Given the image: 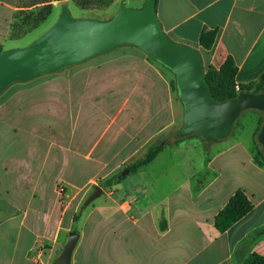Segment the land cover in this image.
Wrapping results in <instances>:
<instances>
[{
	"label": "crops",
	"instance_id": "1",
	"mask_svg": "<svg viewBox=\"0 0 264 264\" xmlns=\"http://www.w3.org/2000/svg\"><path fill=\"white\" fill-rule=\"evenodd\" d=\"M16 3L0 0V44L9 39ZM156 14L172 40L199 53L203 73L209 68L219 70L231 56L236 64V85L258 84L264 73V0H156ZM203 29L215 30L209 49L199 43ZM151 59L142 51L136 57H126L125 65H120L123 61L118 64L127 75L150 74L153 84L154 79L160 81L162 73ZM149 83L145 80L144 91L152 96L150 105L157 101V108L148 119L156 122L146 137L142 132L147 122H106L99 132L98 122H87L79 132L72 131L68 139L58 129L47 136H32L30 142H47L43 157L29 151V162L15 163L13 157L0 155V264H55L64 244L63 232L69 230L64 227L67 207L76 196L67 193L89 186L98 172L109 178L120 174V169L132 164L146 143L160 134L166 135L163 147L151 161L123 175L121 182L100 186L104 196L90 213L97 211L104 221V232L96 224L89 232V244L78 246L84 236L80 230L70 264H242L248 254L264 256V161L255 143L244 145L236 138L226 150L187 151V147L200 143L207 147L200 136L192 134L184 137L190 142L182 139L165 144L172 137L174 122H179L178 100L174 96L171 102L168 86ZM127 84L128 80H122L119 87ZM162 92L168 98L163 105ZM127 100H123V106ZM80 107L79 101L78 115ZM259 119L260 114L253 134ZM108 131V145L122 135L127 140L115 156L124 153L106 171L109 164L102 159L109 146L94 153ZM86 140L89 146L83 152L80 144ZM71 141L76 147L66 148ZM67 150L72 156L66 159ZM80 157L94 170L77 181ZM158 162L160 167L150 168ZM129 174L131 179L126 181ZM64 187L67 192L61 193ZM238 189L245 192L252 209L228 229L219 231L214 216ZM11 191L12 201L1 198ZM6 206L8 209L2 210ZM79 212L77 220L81 219Z\"/></svg>",
	"mask_w": 264,
	"mask_h": 264
},
{
	"label": "rangeland",
	"instance_id": "2",
	"mask_svg": "<svg viewBox=\"0 0 264 264\" xmlns=\"http://www.w3.org/2000/svg\"><path fill=\"white\" fill-rule=\"evenodd\" d=\"M142 1L143 0H95L90 8L80 9L72 0H53L51 2L53 5L51 14L45 21L28 33L18 36V38H12L10 36L9 39L2 41L1 47H3V49L23 47L35 40L56 22L63 5L68 7L72 17L75 19L97 18L106 20L111 18L120 6L124 5L126 7L139 8L143 3ZM25 2H27V0ZM21 9L22 5L18 4L14 14L17 15ZM141 52L142 50L140 48L138 49L135 45H121L110 52L96 55L82 63L62 67L59 70L42 74L26 82L15 81L11 83L0 93V155L13 157L15 163H20L21 161L29 162V151H32L37 157H43L48 145L47 142L41 139L36 143L30 142L32 136L35 134L47 136L50 135L49 132L51 130L58 129L64 132L68 139L72 131L79 132L87 122H98L97 126H100L98 132L106 122H147V127L144 132H142L143 137H146L149 131L155 126L156 121H150L148 119L154 112L153 110H156L157 101L153 99V105H150L152 96L150 93L146 94L144 91V86H146L145 80L146 82H150L148 84L149 86L153 84L163 88H167L168 86L171 92V102H174V96L175 99L178 100L179 122H174V126L170 132V136L173 135L183 124V107L177 96L174 74L153 58L151 59L153 64L158 67L162 73L160 81L154 79L153 84L149 79L151 76L150 74H145L142 77L139 73L132 72L127 75L120 71V65L126 64L124 63L126 57H136V55ZM102 60L103 62H101ZM105 60L108 61V63H105ZM118 61H123V63L119 65ZM122 80H128V84L125 86L127 87L126 89L125 87H119V83ZM163 88L162 90L165 91ZM161 97V105H163L165 101L168 102V98H164L163 92ZM126 99L128 100L123 106V100ZM79 101L81 103V107L79 108L80 115L77 114ZM259 114V122H261L264 115L260 111L256 109H245L236 118L228 136L221 139H212L210 141L204 140L203 142L207 144L205 145L207 147H202L203 143L199 142V145L187 147L185 150L196 152L226 150L228 147L235 144L236 138L243 142L244 145H248L251 142L255 143L253 132L257 126ZM12 122L15 124L14 128L12 127ZM79 124H82V126L79 127ZM110 132L111 131H108L107 134L102 136L94 153V155L101 153L106 148L108 149L109 146V149L105 150V158L102 159L103 162L109 164L106 171L110 169L116 159H119L124 153L115 156V153L121 152L123 147L122 144L127 140L126 136L122 135L116 142L108 145L107 141ZM165 136L164 134H160L155 136L152 140H149L145 147L139 151L136 158L142 157L146 148L151 143L163 141ZM184 140L185 142H190L189 137ZM65 145L66 148H73L76 147L77 144L71 141L69 144ZM80 146L84 152V150L88 148L89 143L86 140L84 143L80 144ZM68 150L65 151L66 159L72 156L70 155L71 151ZM166 150L171 149L167 148ZM41 160L42 159H39L38 162ZM9 162H12V160ZM79 162L80 171L76 179L77 181H82L87 175L92 173L94 167L85 163L82 157H80ZM153 166L160 167L161 164H159V162L155 163L151 165L150 168ZM124 169L125 167L120 169V174L116 175L117 178L123 177L121 172ZM130 174L126 181L131 179ZM109 177L110 176H106L104 172H98L93 176L89 186L78 191L76 189V192L71 191L67 193L70 197H72L74 193H76V196L74 199L66 197L67 201L70 199V204L67 207L64 227L65 229L68 228L69 230L77 232L80 230L84 231V236L78 242V246H86L89 244L91 241L89 232L94 229L96 224L100 226L98 230L104 232L105 224L104 221L99 218L97 211H92L90 213L94 204L100 198H103L104 194H101L87 205H84V201L89 191L93 189L94 186L102 185L103 187H108L109 184H105V182ZM122 180L123 179H115L112 182H121ZM6 184L7 183H1V186H5ZM60 187L61 184L58 185V188ZM60 192L66 193V188L64 187L63 191L60 189ZM1 198H9L12 201V191ZM75 208H77V211L80 210V220H77L78 215H76L77 211H74ZM4 209H8L7 206L2 208V210ZM20 209L23 211L25 208ZM67 233L66 231L63 232L64 242Z\"/></svg>",
	"mask_w": 264,
	"mask_h": 264
},
{
	"label": "water",
	"instance_id": "3",
	"mask_svg": "<svg viewBox=\"0 0 264 264\" xmlns=\"http://www.w3.org/2000/svg\"><path fill=\"white\" fill-rule=\"evenodd\" d=\"M126 44L137 46L174 74L183 107V124L175 132L177 136L197 133L205 141L221 139L230 134L243 110L264 112V92L243 91L221 102L214 99L199 53L165 33L157 18L156 0H144L139 8L122 5L106 20L75 19L63 5L56 22L35 40L23 47L0 50V93L15 81L26 82ZM257 141L264 147V119ZM128 172L125 168L121 175ZM102 193V188L95 186L84 205ZM78 238L77 231H68L55 264H70Z\"/></svg>",
	"mask_w": 264,
	"mask_h": 264
},
{
	"label": "trees",
	"instance_id": "4",
	"mask_svg": "<svg viewBox=\"0 0 264 264\" xmlns=\"http://www.w3.org/2000/svg\"><path fill=\"white\" fill-rule=\"evenodd\" d=\"M17 0L18 4L22 5V9L17 15L13 14L12 22L10 24L9 37L18 38L23 34L28 33L30 30L36 28L40 23L45 21L52 11L53 0ZM76 6L80 9H88L95 0H72ZM31 9V10H29ZM16 11V10H15ZM215 30L203 29L199 35V43L205 49H209L214 41ZM0 50H3L1 47ZM236 73V64L231 56H228L222 67L219 70L213 68L207 69L203 74L204 78L210 86L211 93L216 101H225L230 98H234L238 93L247 92H264V73L261 75L257 85L252 84H237L235 83L234 76ZM176 88V87H175ZM260 111V110H258ZM263 115L264 112L260 111ZM264 117L262 118L256 132L254 133L255 145L264 161V147L257 141V134L261 128ZM236 121V120H235ZM235 123V122H234ZM234 125V124H233ZM200 136L197 133H192ZM189 134V135H192ZM185 137V136H184ZM182 136H177L175 133L172 135L169 141H165V144L176 143L184 139ZM204 141V140H203ZM162 141L157 143H151L142 157L136 159L132 164L126 168L129 172L135 171L138 167L147 164L151 161L156 154L162 149ZM119 180L117 176L106 180L105 184L111 183L113 180ZM252 209V203L245 194L244 191L238 189L229 198L223 208L214 216V226L219 231L228 229L236 221L244 217ZM164 225L161 224V227ZM242 264H264V256L256 253L248 254L242 259Z\"/></svg>",
	"mask_w": 264,
	"mask_h": 264
}]
</instances>
